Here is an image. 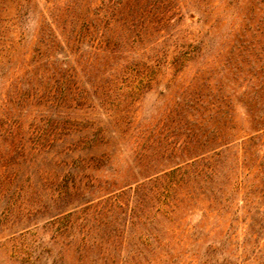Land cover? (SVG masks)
Listing matches in <instances>:
<instances>
[{
    "label": "rangeland",
    "instance_id": "374dc122",
    "mask_svg": "<svg viewBox=\"0 0 264 264\" xmlns=\"http://www.w3.org/2000/svg\"><path fill=\"white\" fill-rule=\"evenodd\" d=\"M227 1H213V14L227 22L204 36L201 10L177 0L173 26L164 16L126 63L86 76L77 71L71 86L67 72L50 73L52 66L64 72L74 65L67 46L71 26L64 34L56 22L69 0H0V264H104L100 257L109 253L116 264H135L129 257L143 250L150 230L158 231L163 250L140 264L167 263L165 243L177 246L165 219V171L174 168L165 170V156L176 153L182 161L180 151H221L220 160L232 159L252 135H245L250 124L238 103L234 119L242 130L231 143L193 146L203 132L198 115L217 85L235 96L243 90L220 70L234 45L228 34L240 20ZM84 41L88 52L96 40ZM254 147L248 151H264V144ZM153 162L145 177V165ZM231 185L226 191L235 213H207L203 226L217 228L203 243L181 248L188 251L185 259L196 253L189 264L204 259L208 244L221 249L215 263L224 256L227 264H264V205L247 213L242 190ZM202 214L192 203L174 210L184 238L200 232ZM121 233L120 242L106 243Z\"/></svg>",
    "mask_w": 264,
    "mask_h": 264
},
{
    "label": "trees",
    "instance_id": "16d2710c",
    "mask_svg": "<svg viewBox=\"0 0 264 264\" xmlns=\"http://www.w3.org/2000/svg\"><path fill=\"white\" fill-rule=\"evenodd\" d=\"M98 1L99 5L93 0H69L64 11L62 10L63 14L56 19L57 25L64 34L67 27L71 26L67 30L71 37H66L68 54L73 56L74 65H68L64 72L57 66H52L50 73L61 77L67 72L68 83L71 86L76 84L77 71L86 76L94 71H111L118 64L126 63L131 49L141 48L142 43L149 42L147 38L151 33L159 30L157 24L164 16L168 26L174 25L170 19L178 9L177 0L155 2L154 0L153 2L107 0L110 5H104V0ZM191 1L201 10L203 22L207 24L208 28L204 36L211 35L219 24L227 22L225 15L221 17L213 14L214 0ZM232 6L237 8L240 20L238 29L228 34L233 38L234 45L229 52L230 56L220 66V70L228 71L225 76L226 82L243 87V90L235 96L233 92L226 91L221 83L217 85V93L210 97L198 115L203 132L201 139L193 146L196 149H204L231 143L234 140L231 137L242 130L234 119L235 107L238 103L244 108L250 124L245 135H252L246 140L250 142L241 146L242 151L233 153L232 159L220 160L221 151H213L212 154H207L208 151H180L182 154L180 158L184 157L182 161H176L179 159L176 153L165 156V170L174 167L165 171V219L170 224L169 230L177 246L176 249L165 243L166 264H187L185 263L187 258L190 260L188 264L195 262L196 253L191 252L185 259L184 253L188 251H183L181 248L188 242L195 245L203 243L205 236L217 228V225H214L209 230L205 229L203 225L207 213H212L215 218H224L233 211L231 199L226 191L229 185L232 184L234 191L242 190L243 207H247V213H250V209L256 208V203L264 205V151H248L253 146L264 144V141L260 142V137L264 135V0H242L241 5L237 0H228L225 7ZM86 38L87 42L96 40L88 52L83 48ZM34 51L39 57L38 51L36 49ZM256 137H258L257 142L253 141ZM187 160H191L190 163L185 162ZM181 162H185L184 167L179 165ZM154 164L153 162L148 167L145 165V168H148L144 171V174H147L145 177L150 176L148 173L155 168ZM231 173L237 175L234 180L231 179ZM191 203L200 205L204 214H202L203 219L197 224L200 232H191L187 238H184L182 236L184 230H180V223L173 214L179 204ZM140 206L138 205V210ZM235 210L232 213H235ZM149 221H152V216ZM257 223L261 227L258 220ZM224 233V240L227 241L230 235L227 231ZM121 236L122 233L114 234L112 237L107 236L106 243L114 244L115 239L120 242ZM141 244L143 250L135 248L129 257V262L140 264L141 259L151 262L156 251L163 250L158 231L150 230L144 234ZM220 251L221 249L208 244L204 250V259L197 264H227L224 256L220 262L215 263L216 255L220 254ZM145 254L149 258L145 257ZM115 258L116 255L112 256L109 253L100 257V260L104 264L107 262L116 264Z\"/></svg>",
    "mask_w": 264,
    "mask_h": 264
}]
</instances>
